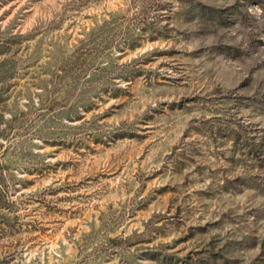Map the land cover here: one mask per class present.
Here are the masks:
<instances>
[{
    "label": "rangeland",
    "instance_id": "rangeland-1",
    "mask_svg": "<svg viewBox=\"0 0 264 264\" xmlns=\"http://www.w3.org/2000/svg\"><path fill=\"white\" fill-rule=\"evenodd\" d=\"M0 264H264V0H0Z\"/></svg>",
    "mask_w": 264,
    "mask_h": 264
}]
</instances>
